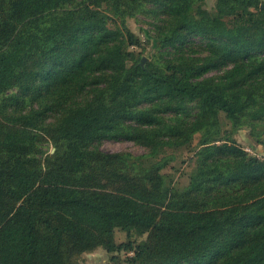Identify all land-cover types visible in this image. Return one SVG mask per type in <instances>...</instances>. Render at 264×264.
I'll return each instance as SVG.
<instances>
[{
    "label": "trees",
    "instance_id": "trees-1",
    "mask_svg": "<svg viewBox=\"0 0 264 264\" xmlns=\"http://www.w3.org/2000/svg\"><path fill=\"white\" fill-rule=\"evenodd\" d=\"M206 1L0 0V264H264V0Z\"/></svg>",
    "mask_w": 264,
    "mask_h": 264
},
{
    "label": "rangeland",
    "instance_id": "rangeland-1",
    "mask_svg": "<svg viewBox=\"0 0 264 264\" xmlns=\"http://www.w3.org/2000/svg\"><path fill=\"white\" fill-rule=\"evenodd\" d=\"M215 0H207L206 5L211 8L214 5ZM130 27L137 34L145 37L146 34L149 35V25L146 21L138 20L136 18H131L129 21ZM146 57L147 55L143 56ZM258 133L262 134L264 137V124L257 125ZM237 140L251 155L264 156V145L257 142V137L249 132V129H241L237 135ZM101 148L104 151H122L129 150L135 154H141L146 151L145 147L128 140H104L101 144ZM186 164L183 165V168ZM189 170V168H188ZM181 182H187V176H181L179 172L178 175ZM126 239V233L124 230L118 229L116 232V240L118 242L124 241ZM125 259L123 253L118 254L115 258H111L110 253L104 247H98L95 251L84 253L80 258L81 264H129Z\"/></svg>",
    "mask_w": 264,
    "mask_h": 264
},
{
    "label": "water",
    "instance_id": "water-1",
    "mask_svg": "<svg viewBox=\"0 0 264 264\" xmlns=\"http://www.w3.org/2000/svg\"><path fill=\"white\" fill-rule=\"evenodd\" d=\"M146 61V57L142 58V63H144ZM54 150V149H53Z\"/></svg>",
    "mask_w": 264,
    "mask_h": 264
}]
</instances>
